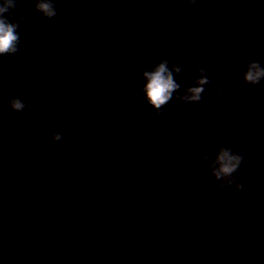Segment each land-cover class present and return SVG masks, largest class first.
Instances as JSON below:
<instances>
[{"label":"water","instance_id":"95a60500","mask_svg":"<svg viewBox=\"0 0 264 264\" xmlns=\"http://www.w3.org/2000/svg\"><path fill=\"white\" fill-rule=\"evenodd\" d=\"M16 3L19 49L0 57V264H264V83L243 80L264 65V2L52 0V19ZM165 59H183L177 83L203 67L206 88L237 99L200 112L174 93L157 112L144 72ZM237 128L245 190L217 191L204 156L239 153Z\"/></svg>","mask_w":264,"mask_h":264},{"label":"clouds","instance_id":"9594fccd","mask_svg":"<svg viewBox=\"0 0 264 264\" xmlns=\"http://www.w3.org/2000/svg\"><path fill=\"white\" fill-rule=\"evenodd\" d=\"M264 2V0H261ZM189 3L195 5L198 0H189ZM16 0H0V57L6 55H15L19 49V22H10L6 13L10 9L17 8ZM37 9L43 15L52 19L56 17V6L52 0H38L36 5ZM24 15H20L19 20L23 21ZM159 45H157L158 47ZM183 59H176L169 61L162 60L152 70L145 71L144 77L146 84L143 87V92L148 103L157 111L160 112L161 107L166 105L175 98L182 101L184 104L189 105L192 110L203 112L208 108L215 107L217 104H227L229 100L235 101V96H228L225 98L223 91L216 90L213 92L207 85L213 82L208 78L207 70L199 67L196 74L192 77L191 85H187L181 81L177 83L174 78V73L179 74L183 69ZM244 83L253 88H259L264 83V65L258 60L248 61L245 65L243 74ZM22 84V81H20ZM183 92V95L180 92ZM28 106V101L20 96H10L8 102L4 105L5 108H10L16 112H23ZM233 111V109H228ZM236 143L240 146L239 153L233 149L232 146L224 144L218 146L214 156H204L205 160L209 161V170L219 183H213L210 187L219 191L226 187H235L238 192L245 190V185L242 184L237 178V173L240 171L241 166L248 156L250 146L247 143H242L245 135L244 130L237 128ZM63 139L62 132H53L52 141L59 142ZM5 144V138L0 135V146ZM7 153L0 148V159H5ZM246 179L249 183L254 181V177L249 174Z\"/></svg>","mask_w":264,"mask_h":264}]
</instances>
